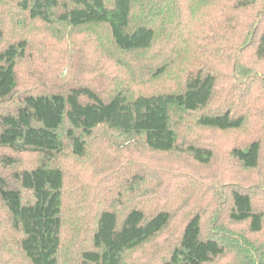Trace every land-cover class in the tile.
<instances>
[{
  "label": "trees",
  "instance_id": "obj_1",
  "mask_svg": "<svg viewBox=\"0 0 264 264\" xmlns=\"http://www.w3.org/2000/svg\"><path fill=\"white\" fill-rule=\"evenodd\" d=\"M8 10L48 25L100 29L86 46L102 50L118 79L105 85L97 68L95 80L64 91L38 86L0 111V148L37 155L11 178L0 176L12 232L0 225V239L8 233L16 243L4 251L13 259L0 264H60L63 156L112 151L108 137L91 143L106 133L125 150L138 143L208 165L215 146L199 140V130L250 136L229 148L239 171L207 176L213 195L204 201L200 190L154 181L149 167L147 179L133 174L121 187L120 210L90 204L74 264H139L135 253L147 264H264V0H0V41ZM26 50L19 37L0 48V101L13 94ZM160 78L175 88L138 90ZM182 121L195 127V138L180 134ZM221 178L229 179L222 189Z\"/></svg>",
  "mask_w": 264,
  "mask_h": 264
},
{
  "label": "rangeland",
  "instance_id": "obj_2",
  "mask_svg": "<svg viewBox=\"0 0 264 264\" xmlns=\"http://www.w3.org/2000/svg\"><path fill=\"white\" fill-rule=\"evenodd\" d=\"M8 11L0 48L19 37L27 41V50L25 56L17 60V86L10 98L0 101V111L14 107L21 100L24 92L38 86L46 85L53 90L64 91L72 84L81 83L82 79L95 80L90 72L97 68L103 71V76L96 75L102 83L117 85L118 71L114 67L105 69L108 63L105 62L106 56L102 50L86 46L89 40L99 36L100 29L96 32L94 29L85 31L61 24L48 25L39 20H29L24 14L14 17L13 10ZM145 82V86L138 89L139 91L150 92L166 86L175 88V82H168L165 78ZM182 125L185 126H180L181 135L184 134L187 140L196 137L193 134L196 129L191 122L182 121ZM196 134L199 140L210 142L215 146L214 159L208 165L196 163L185 153L152 152L138 143L130 144L128 150H125L124 146H121L124 145L122 140L106 133H100L99 138L92 140L91 143H99L103 137L105 140L108 137V146L112 151L99 153L91 148L88 150L90 159H76L68 154L63 156L60 163L66 176L62 214L64 241L59 258L60 264H74L76 250L85 237L79 231L86 230L82 228L86 227L88 219L84 217L90 204L95 206L112 204L114 209L120 210L118 196L121 194V187L124 188L132 181L133 174L147 179V167L154 172L153 175L149 172L154 181L158 179L157 181L168 183L170 187L176 186L190 193L194 191V195L200 190L202 201L212 198V182L207 176L218 172L233 177L239 171V167L230 156L229 148L233 145L245 144L250 136L243 135L241 131L199 130ZM5 157H11L14 161L6 163L3 161ZM36 162L35 153H13L9 149L0 148V176L11 178L17 169L32 166ZM228 180L221 178L218 187L222 189ZM6 218L0 203V225L9 230ZM169 227L177 229L178 222H173ZM162 238L163 236H160L159 240ZM13 248H16V243L10 234L6 233L0 239V259L12 260L13 258L8 254L4 255V251ZM150 249L160 251L156 246H150ZM144 251L147 252V245ZM139 256V264H147V259L141 258L142 255L138 253L134 255L136 259Z\"/></svg>",
  "mask_w": 264,
  "mask_h": 264
}]
</instances>
